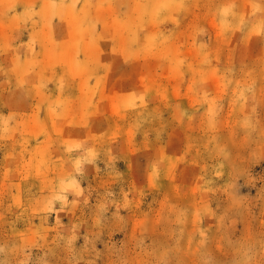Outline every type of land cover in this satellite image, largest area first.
Wrapping results in <instances>:
<instances>
[{"label": "rangeland", "instance_id": "rangeland-1", "mask_svg": "<svg viewBox=\"0 0 264 264\" xmlns=\"http://www.w3.org/2000/svg\"><path fill=\"white\" fill-rule=\"evenodd\" d=\"M0 264H264V0H0Z\"/></svg>", "mask_w": 264, "mask_h": 264}, {"label": "crops", "instance_id": "crops-1", "mask_svg": "<svg viewBox=\"0 0 264 264\" xmlns=\"http://www.w3.org/2000/svg\"><path fill=\"white\" fill-rule=\"evenodd\" d=\"M83 28H85V26L82 25ZM71 41V40H70Z\"/></svg>", "mask_w": 264, "mask_h": 264}]
</instances>
